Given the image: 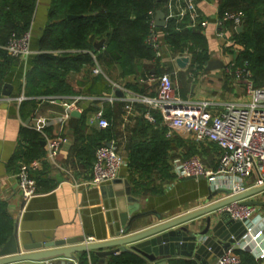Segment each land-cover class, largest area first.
I'll return each mask as SVG.
<instances>
[{"label":"crops","instance_id":"0c3cea01","mask_svg":"<svg viewBox=\"0 0 264 264\" xmlns=\"http://www.w3.org/2000/svg\"><path fill=\"white\" fill-rule=\"evenodd\" d=\"M193 1L198 14L196 24L206 22L201 29L210 58L222 61L224 68L206 71L205 65L204 69L195 74L189 71L190 61L185 68H179L175 61L169 59L159 63L157 69L170 75L176 99L186 103L205 102L207 111L216 115L228 103L243 105L249 101L242 80L235 72H228L226 67L230 59H234L238 49L233 46L229 48L233 49L232 53H227L229 49L221 47L220 40L216 38L217 20L227 12H235L232 9H246L248 3L246 0ZM50 4L51 0H37L30 26V54L25 59H17L15 67L0 79V202L6 204L7 213L12 220L13 231L10 237L20 246L74 238H92L93 243L112 239L117 230L111 222L112 207L110 199H104L100 191L101 187L110 186L111 182L99 188L90 185L94 158L91 152H84V146L95 137V132L104 129L98 125L99 112L107 122L106 127L112 126L113 137L109 141H103V144L113 142L117 152L125 159V166L116 179L127 181L131 189V180H139L143 190L134 192L140 203L138 211L150 212L134 222L130 233L148 229L160 220H172L229 198L226 190L213 189L206 178H175L172 173L173 163L186 159L179 155V143V146L168 151L167 156L172 181L161 182L155 169L151 172L150 180L142 178L140 172L132 166L143 162L147 165L157 164L162 158L158 155L150 156L147 151L152 144L150 137L156 126H151L152 123L145 117L149 112L147 106L138 102L139 97L156 94L159 74L156 75L154 67L146 79L141 78V64L137 65L134 74L124 76L122 69L104 56L98 62L95 58L99 55L98 50L95 56L92 55L93 66L84 64L78 70H69L63 77L64 86L59 91L43 95V92L53 89V84L40 82L33 61L39 53L38 39L47 23ZM162 11L166 15V9ZM261 18H264L262 12ZM225 30L227 39L232 41L236 28L226 24ZM175 54L177 53L173 55ZM95 65L100 68L101 74H92ZM5 85L10 88L6 89L9 91L8 96L3 95ZM128 85H137L142 93L128 89ZM115 90L123 95L117 96ZM163 126L168 128L166 138H178L181 148H187L195 142L188 133ZM22 128L35 131L41 128L49 138L62 141L60 152L54 160L40 158L39 167L30 172H41L42 176L39 185L37 184V194L26 202L21 198L15 177L20 163L15 156ZM41 141L45 144L44 138ZM198 144L201 145H196V156L205 167L214 169L217 148L210 143ZM41 148L44 150V146ZM241 201L264 203V192L249 195ZM253 207L256 210L251 219L257 229L264 233V206ZM262 250L264 237L256 242L248 240L240 243L233 252L245 253L250 259L246 264H264V258L260 257ZM83 253L85 252L76 254L79 263ZM138 256L146 264H150L142 256ZM88 258L86 264H92ZM96 258L95 264L107 262V258ZM181 261L199 264L194 259L185 257H171L165 264ZM215 261L216 257L212 256L208 258L207 264H214Z\"/></svg>","mask_w":264,"mask_h":264},{"label":"trees","instance_id":"16d2710c","mask_svg":"<svg viewBox=\"0 0 264 264\" xmlns=\"http://www.w3.org/2000/svg\"><path fill=\"white\" fill-rule=\"evenodd\" d=\"M169 0H51L47 13V23L38 39L39 53L33 61L34 70L40 77V82L53 84V89L43 92L52 95L64 86L63 77L69 70H78L82 65L93 66L92 55H96L94 44L103 40L96 59L101 56L118 65L124 76L134 74L137 65L141 64L143 72L141 78L150 76L154 67L156 75L163 71L157 69L160 59L153 49L146 44L149 35V22L155 17L157 10H164ZM248 7L231 11L239 12L242 18L243 30L234 32L233 46L238 49L234 54V63L241 66L247 62L256 87L264 86V0H246ZM37 0H0V79L16 65V58L7 55L3 49L12 34L20 36L30 30ZM74 17V19H68ZM199 23V22H198ZM191 20L188 16L177 20L170 19L163 28L155 26L160 34L161 43L166 51L173 55L187 51L190 58L189 71L197 73L204 69L210 58L207 42L202 34V27L196 24L190 28ZM229 24V23H227ZM229 49V48H228ZM233 49L227 50L232 53ZM147 63V64H144ZM128 89L142 93L137 85H128ZM150 97L153 94L149 95ZM149 110V109H148ZM154 118V128L148 148L150 156H161L157 164L147 165L144 162L132 166L140 172L142 178L150 180L153 169L158 173L161 182L172 181L171 166L168 163V151L179 146V155L190 157L196 155L194 142L187 148H181L178 138H166L168 128L163 126L161 114L149 110ZM113 137L112 126L95 132V137L87 142L85 153L93 154L96 148L104 145ZM41 133L28 128L20 131L19 149L16 160L29 164L33 160L43 157L44 150L40 146ZM196 143V144H195ZM83 148V149H84ZM82 149V150H83ZM91 152V153H90ZM94 160V159H93ZM36 189L39 185L41 172L31 173ZM132 191L143 190L139 180L132 179ZM139 191V190H138ZM155 192V190H153ZM13 231L12 220L7 213L4 202H0V247L8 240ZM243 264L249 262L245 253L234 252ZM89 257L92 264L96 263L93 252H85L80 258V264H86ZM107 264H146L138 255L122 252L107 258ZM172 264H195L191 261L172 262Z\"/></svg>","mask_w":264,"mask_h":264},{"label":"built area","instance_id":"2783aa9c","mask_svg":"<svg viewBox=\"0 0 264 264\" xmlns=\"http://www.w3.org/2000/svg\"><path fill=\"white\" fill-rule=\"evenodd\" d=\"M165 22L170 19L180 20L188 16L191 20L189 27H194L197 21V10L193 0H169L165 5ZM229 23L237 28L242 23L239 12H227L216 22V38L220 40V46L225 48L233 47L232 41L227 39L225 25ZM201 27L206 22H200ZM149 35L146 44L150 46L160 59L175 61L178 58L186 57L190 61V54L187 51L170 55L165 54L161 48L160 34L155 29L154 18L149 22ZM30 30L20 36L12 34L4 46L7 55L19 60L29 56ZM166 55V56H164ZM189 64V62H188ZM227 71L235 72L245 86V95L249 98L247 104L228 103L223 110L216 115L207 111V104L186 103L174 97L173 84L168 73H161L158 77V87L153 97H139L138 102L143 103L149 110L158 111L162 117V123L175 130H182L188 133L197 143L213 144L217 150L216 167L209 169L203 165L198 156H190L186 159L175 161L172 165V173L176 179L197 177L202 175L214 187L228 191V197L238 196L250 189L264 186V87H256L252 73L248 69L247 62L241 66L235 65L230 59L226 66ZM93 75L101 74L100 68L95 65ZM146 119L154 124V118L146 114ZM98 125L101 128L107 126L101 113H97ZM38 132L44 138L43 160H54L62 145L57 138H49L40 128ZM96 148L94 160L91 166L90 185L99 188L105 183L112 182L117 178L119 171L125 166V159L117 152L113 142ZM40 159L33 160L29 164L19 163L15 174L17 188L23 201H28L37 194L36 184L31 176V171L39 167ZM255 207L245 206L240 201H234L220 209L226 212L231 219L242 222L246 228L243 236L245 242H256L264 237L261 229L252 221ZM86 244H92V238L84 240ZM264 258V250L260 254ZM89 259V258H88ZM55 260L45 261L44 264H54ZM72 264H80L73 261ZM90 264V262L88 263ZM214 264H243L240 257L232 250L224 252L216 258Z\"/></svg>","mask_w":264,"mask_h":264},{"label":"water","instance_id":"95a60500","mask_svg":"<svg viewBox=\"0 0 264 264\" xmlns=\"http://www.w3.org/2000/svg\"><path fill=\"white\" fill-rule=\"evenodd\" d=\"M154 21L157 27L165 26V15L162 10L156 11ZM242 29L243 24L236 28V32L240 33ZM102 44L103 40L96 42L95 50H99ZM175 62L179 68H185L189 60L183 57L176 59ZM222 68H224L222 61L214 57L209 58L205 66L206 71ZM6 89H10L8 85L4 86L3 95L8 96L9 91ZM115 94L123 95L119 90H115ZM40 144L44 146L43 141ZM194 178L204 177L200 175L186 179ZM100 191L104 199H110L113 216L111 222L112 226L117 228L111 240L86 244L83 238H74L20 246L13 237H10L0 248V264H44L48 260H55L54 264L62 262L72 264L73 261H77L76 254L80 252H93L101 260L122 252H132L142 256L150 264H165L171 257L192 258L199 264H207L208 258L212 256L218 258L228 250H237L239 244L245 242L243 236L246 234V228L243 223L231 219L226 212H220V209L249 195L264 192V186L208 204L204 208L172 220H160L154 226L136 233H130L134 222L149 215L150 212L138 211L139 199L134 196L130 184L114 179L110 186L101 187ZM241 204L264 206V203L251 201H241ZM102 264L107 262L103 261Z\"/></svg>","mask_w":264,"mask_h":264},{"label":"rangeland","instance_id":"374dc122","mask_svg":"<svg viewBox=\"0 0 264 264\" xmlns=\"http://www.w3.org/2000/svg\"><path fill=\"white\" fill-rule=\"evenodd\" d=\"M160 42H161V39H160ZM161 48H162L163 53L165 54V52H166V47H165L164 44H162V43H161ZM164 56H166V55H164ZM226 192H228V191H226Z\"/></svg>","mask_w":264,"mask_h":264}]
</instances>
